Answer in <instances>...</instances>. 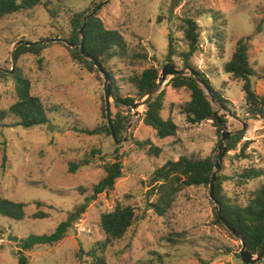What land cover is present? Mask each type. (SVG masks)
Segmentation results:
<instances>
[{
    "label": "rangeland",
    "instance_id": "1",
    "mask_svg": "<svg viewBox=\"0 0 264 264\" xmlns=\"http://www.w3.org/2000/svg\"><path fill=\"white\" fill-rule=\"evenodd\" d=\"M103 1L43 0L51 15L42 4L0 18V198L26 204L22 220L0 215V264H18L21 239L52 233L84 206L92 186L105 175L103 166L116 156L123 163V175L114 189L90 202L62 241L24 251L28 264H92L89 252L104 239L100 214L117 205L133 207L135 220L123 238L99 251L106 264H244L240 240L223 222H215L217 204L210 198L209 186L183 189L164 216L148 206L156 199L150 176L167 160L181 155L217 159L221 131L212 120L189 124L181 113L190 98L187 89H173L165 83L155 91L165 90L162 116H171L178 126L176 136L157 138L143 123L144 105L132 109L116 104L112 97V121L118 115L128 122L118 138L121 142L116 143L104 130L95 135L74 130L107 125L102 74L88 72L74 61L66 44L72 16ZM98 16L106 28L120 31L129 48L128 57L114 58L105 66L111 91L114 83L122 98L134 97L135 103L142 99H138L131 77L148 67L161 71L166 63L185 67L180 55L188 47L181 29L186 18L198 22L200 45L189 67L204 73L227 100L225 106L216 100L211 103L231 136L242 133L233 149L228 150L227 145L231 136L225 143L217 177L223 179L225 201L246 205L264 176L244 184L238 182L239 175L246 168L264 169V119L248 115L242 81L226 73L224 64L236 42L247 38L249 62L255 70L252 87L264 95V0H108ZM259 24L261 30L257 31ZM169 38L174 48L171 60L166 57ZM18 42L40 43L46 48L39 55L24 53L14 59ZM15 69L30 80L32 93L46 106L57 107L49 114L48 124L9 126L16 120L8 110L16 101L9 76ZM143 140L159 147V155L150 153L148 146L139 149L136 141ZM84 160L90 163L69 171V163ZM39 212L47 217H34ZM255 264H264V259Z\"/></svg>",
    "mask_w": 264,
    "mask_h": 264
},
{
    "label": "trees",
    "instance_id": "2",
    "mask_svg": "<svg viewBox=\"0 0 264 264\" xmlns=\"http://www.w3.org/2000/svg\"><path fill=\"white\" fill-rule=\"evenodd\" d=\"M42 4L47 10V4H44L43 0H0V18L22 10H33ZM96 6L94 5V7ZM93 8L77 12L72 16L70 22L71 28L66 44L68 45L67 49L69 50L70 56L74 61L83 65L88 72L100 74L94 62L84 57L80 51L82 41L80 28L85 17ZM98 11L86 21L83 29L84 51L96 58L105 67L114 58L122 59L128 57L129 48L120 31L105 27L102 19L98 16ZM47 12L51 15L52 10L48 9ZM260 27L261 24L258 25L257 31L261 30ZM199 29L200 27L196 20L191 18L185 19L181 32L188 49L180 57L186 66H189L190 59L199 49L201 36ZM247 40V38H240L236 42L231 58L224 64V71L231 74L233 78L242 81V91L244 93V101L248 107V115L253 119H264V95H258L252 87L251 78L255 75V70L249 62ZM44 48L46 46L40 43L31 45L21 43L14 51V59H17L24 53L39 55ZM173 54V43L169 38L166 57L171 60ZM159 74L160 71L157 68L148 67L142 70L140 74L131 77L130 82L137 90L139 100L156 89ZM9 76L14 81L16 94V101L8 109L9 113L13 114L16 120L9 126L20 125L29 128L48 124L50 122L49 114L56 111L57 107L55 105L50 107L46 106L38 96H35L31 90L30 80L19 69H15ZM97 77L100 78L98 75ZM198 77L203 80L204 85L215 100L225 106L227 100L221 95L220 91L214 88L208 77L202 72H198ZM262 78L264 79V73ZM166 85H170L173 89L185 88L189 91L190 98L181 108V113L189 124H199L207 120H212L218 132L222 131L221 125L214 119V108L209 100L207 90L202 87L193 74L174 75ZM111 92L116 104L122 103L127 106H132L135 103L134 97L127 96L122 98L118 87L114 83ZM164 98V89L156 94L154 92L145 104L146 109L143 116V123L151 127L156 137L161 139L176 136L178 130V126L171 116L167 118H163L162 116ZM127 123L126 120L121 119L118 115L112 121L117 139L120 138L121 131L125 130ZM74 130L87 135L99 134V132H103L102 130H104V132L112 136L108 122L102 128H75ZM241 139V132L233 134L227 143L228 150L233 149L235 144ZM136 145L139 149H144L148 146V151L156 156L161 151L159 147L155 146L149 140L136 141ZM5 161L6 154L4 153L2 168L5 167ZM215 161L212 156L196 158L186 155L179 156L177 160H167L161 167L155 169L150 176V183L153 188L152 194L156 195V199L148 203L149 208L155 214L164 216L180 191L190 186H209ZM89 163L88 160L71 162L69 163V171L75 172L80 166L88 165ZM103 168L105 175L92 186L91 194L85 197L84 206L74 213H71L52 233L30 234L26 238L21 239L20 249L17 251L18 264H28V257L24 254V251H30L34 246H52L62 241L73 223L84 212L85 207L94 201L99 194L107 193L114 189L116 180L123 175V163L120 157L116 156L112 162L106 163ZM263 176L264 169L254 167L246 168L239 175L238 182L245 184ZM222 181L223 179L220 176L217 177L215 186V195L219 201L221 214L235 231L240 234L246 244L247 250L252 254H258L264 248V182L253 192V196L249 202L241 206L229 203L223 199ZM79 191L81 194L83 193L82 189ZM36 205L40 206L41 203L36 202ZM25 207L26 204L23 202L0 198V215L4 217L22 220L25 217ZM214 214L215 222L221 224L222 221L218 213L215 212ZM34 217L43 218L47 217V214L39 212L35 213ZM134 220L135 212L133 207L129 205H117L113 210L100 214L99 226L104 233V239L100 241V245L96 244L89 252V255L92 256V264H106L103 256L99 255V251H103L107 245L123 238L127 230L134 223ZM1 248L2 245H0ZM263 259L264 257L260 262Z\"/></svg>",
    "mask_w": 264,
    "mask_h": 264
},
{
    "label": "water",
    "instance_id": "3",
    "mask_svg": "<svg viewBox=\"0 0 264 264\" xmlns=\"http://www.w3.org/2000/svg\"><path fill=\"white\" fill-rule=\"evenodd\" d=\"M108 0H105L101 3H99L96 7H94L92 9V11L85 17L84 22L80 28V33H81V45H80V51L82 53V55L88 59H91L94 62L95 67L99 70V72L102 74L103 78H104V84L106 85V89H105V95H104V101H105V107H106V117H107V122L108 125L110 127L111 130V135L112 138L116 141V143L121 142V140L116 138V134L114 131V128L112 126V118H111V110H110V98L112 97V92H111V84H110V75L108 73V71L105 69V67L98 62V60L96 58H94L93 56H90L88 53H86L84 51V35H83V29L85 27L86 21L92 16L94 15L101 7H103ZM57 40V39H56ZM22 42H18L16 43V46L21 44ZM27 45H31V44H35V43H26ZM189 71L191 74H193L197 81L202 85V87L207 90L206 86L203 83V80L201 78L198 77V72L193 70V68L189 67V66H185L182 68L177 67L174 63H166L160 71L158 80H157V87L155 90H153L152 92H150L146 97H144L140 102L134 103L131 107L132 109H136L138 108L140 105H144L146 104V102L148 101V99L153 95V93L159 88L161 87L163 84L167 83L169 81V79L171 77H173L174 75H178V74H186V72ZM207 94L209 96V100L211 102H213L215 100V98L211 95V93L207 90ZM213 116L215 121L221 125L222 127V131H221V140L219 142L218 145V155H217V159L215 161V166H214V171L212 173V177H211V181L209 184V195L210 198L214 201L215 204H217V213L220 217V220L224 223V225L227 227V229H229L231 231V233L240 240L241 242V251H240V258L242 260V262L244 264H255L257 262H259L263 257H264V248L258 253V254H252L251 252H249L246 248V244L243 241V239L241 238L240 234L237 233L235 231V229L224 219V217L221 214L220 211V206H219V201L216 198L215 195V186H216V181H217V172L220 170V166H221V161L225 155L226 152V147H225V143L229 140L230 136H231V132L227 130V123L226 121H224L222 119V117L219 115L218 111L214 110L213 111ZM131 126V124L129 125V127ZM125 140V139H123ZM18 238H14V240H16Z\"/></svg>",
    "mask_w": 264,
    "mask_h": 264
}]
</instances>
